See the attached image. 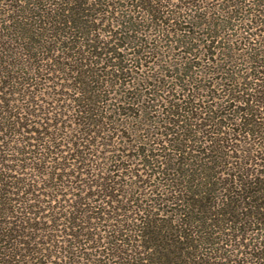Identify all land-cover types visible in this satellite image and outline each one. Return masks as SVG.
<instances>
[{"label": "trees", "instance_id": "16d2710c", "mask_svg": "<svg viewBox=\"0 0 264 264\" xmlns=\"http://www.w3.org/2000/svg\"><path fill=\"white\" fill-rule=\"evenodd\" d=\"M0 264H264V0H0Z\"/></svg>", "mask_w": 264, "mask_h": 264}]
</instances>
